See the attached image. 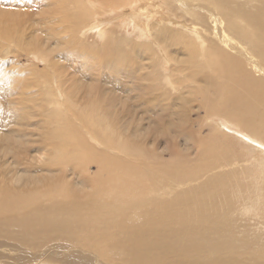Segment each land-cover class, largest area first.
<instances>
[{
    "label": "bare ground",
    "instance_id": "1",
    "mask_svg": "<svg viewBox=\"0 0 264 264\" xmlns=\"http://www.w3.org/2000/svg\"><path fill=\"white\" fill-rule=\"evenodd\" d=\"M261 205L264 0H0V264H264Z\"/></svg>",
    "mask_w": 264,
    "mask_h": 264
},
{
    "label": "rangeland",
    "instance_id": "2",
    "mask_svg": "<svg viewBox=\"0 0 264 264\" xmlns=\"http://www.w3.org/2000/svg\"><path fill=\"white\" fill-rule=\"evenodd\" d=\"M10 13H13V12H9V14ZM120 19V21L121 20H123L124 18H119ZM17 20H19L18 19V16H16L15 15V17H10V18H8L7 19V22H5V24L3 25L4 27H8V28H10V29H8V31L10 32V36L12 37V32H14L16 29H18V27H16L17 26ZM20 20H22V19H20ZM119 21V20H118ZM113 24V23H112ZM8 25V26H7ZM109 26V25H108ZM112 26V25H111ZM13 27H15L16 29H14ZM113 27H114V25H113ZM120 28L122 29V30H120ZM120 28H117L116 30L115 29H111V32H113L112 34L114 35L113 36V38L114 37H118L119 39H128V40H126V41H124V42H128L129 44L131 43L130 41H129V39L130 40H132V38L134 39V40H136V36H134L133 34H132V29L131 28H129L128 30H126L125 31V28L123 29V27H120ZM13 30V31H12ZM129 31V32H128ZM129 34V36L130 37H128L127 35ZM126 37V38H125ZM98 37H95L94 35L92 36V34L90 35V37L88 38V39H86L87 40V42H89V43H91V44H93V42L97 39ZM117 38V39H118ZM97 40H99L100 41V39L98 38ZM98 41V42H99ZM117 41V40H116ZM137 43V42H136ZM87 47H90L89 45H87ZM19 55V57H16L17 58V61H18V64L19 65H29L30 63H34V64H37V60L34 58V57H29V58H27L26 56H25V52H19L18 53ZM138 54V53H137ZM139 59H138V57H137V59H135V57H134V61H138ZM38 65H40L39 67H41L42 68V66H43V63L42 62H39V64ZM31 66V65H30ZM117 75V74H116ZM119 78H121L122 79V76H119ZM50 82V80L48 79V84H50L49 83ZM64 118L66 119V120H62V122H63V126H67V122L68 121H70L69 122V124L70 125H72L75 129H76V131L78 130V131H86V130H84V129H82L81 128V122L77 119V118H66V115L64 116ZM60 122L61 123V121L60 120H57V122ZM66 122V123H65ZM57 123L55 122V121H50V123H49V127H53V126H55ZM61 124H59L58 126H60ZM205 128V130L204 131H202L204 134L205 133H207V132H209V128L208 127H204ZM84 132H82V134H83ZM86 134V133H85ZM74 135H76V134H74ZM73 135V136H74ZM85 138H89V137H86V135H85ZM95 142H93V144H94ZM95 145V144H94ZM110 153H112V154H114V155H116L117 154V156H119L120 154L118 153V152H116V151H114V152H112L111 150L109 151ZM119 154V155H118ZM170 154H166L165 156H163L164 157V159L165 160H167V158L169 159L171 156H169ZM58 159H61V158H57V159H55V160H50L49 159V157H48V160L49 161H51V162H53V161H57L58 162V164H56L57 162H53V164L51 165V168L52 169H55V168H63V169H67V170H72L73 169V165H74V167H77V165H78V162L77 161H79L78 159H74V160H70V159H64L63 161L64 162H62V159L61 160H58ZM123 159H124V161H125V156L123 155ZM75 160H77V161H75ZM67 163V165L66 164H64V163ZM71 162H73L72 164H71ZM61 163H63L64 165H63V167L61 166ZM75 163V164H74ZM77 163V164H76ZM58 165V166H57ZM69 166V167H68ZM69 168V169H68ZM76 169V168H75ZM97 170V172H98V169H96V165L93 163V164H91L90 166H89V171L90 172H95ZM78 173V172H77ZM78 175V174H77ZM75 177H77V176H75ZM263 206V207H262ZM261 207L262 208H264V205H261ZM234 217H236V215L234 214ZM258 217H252V219H249V220H246L247 222H248V224L251 226L250 228H258L259 230L258 231H253L252 229L250 230V232H247L246 233V235L249 237H251V235L252 236H257V234H258V236L261 234V236L262 237H264V228H263V225L261 224V226H260V223L259 222H262V220L261 219H257ZM242 220H243V218H242ZM243 221H241V223H242ZM259 223V224H258ZM238 231H237V235H239L240 234V227H238V229H237ZM262 242H264V239L262 240ZM254 244H250V247L251 248H255V245L253 246ZM244 252V254H243V257H245L246 258V260L244 261V262H241L240 264H250L251 262H252V256H251V254H248L247 252H245V251H243ZM223 264H226V263H223Z\"/></svg>",
    "mask_w": 264,
    "mask_h": 264
}]
</instances>
